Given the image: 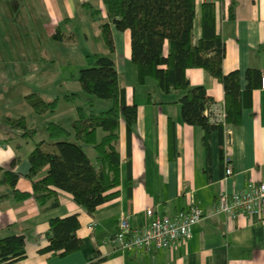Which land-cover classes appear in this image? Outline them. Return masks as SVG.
<instances>
[{"label":"crops","instance_id":"1","mask_svg":"<svg viewBox=\"0 0 264 264\" xmlns=\"http://www.w3.org/2000/svg\"><path fill=\"white\" fill-rule=\"evenodd\" d=\"M208 1L215 2L217 31L226 43L224 71L238 70L242 89L249 67L262 72V84L253 89L250 103L244 105L241 122L228 124L224 130L213 129L205 144L203 127L182 117L179 98L185 91H164L151 76L141 83L131 59L130 29H118L112 22L113 57L120 83L127 102L138 105L137 120L131 128L120 119L119 193L92 212L76 202L69 191L59 188L56 205H41L33 195L23 200L9 195L0 200V238L23 234L26 249L25 257L0 264H264V218H233L216 210L221 192L239 189L249 180L264 179V0H196L195 41L202 35L203 3ZM107 19L104 0H0V180L5 170H14L21 173L16 186L32 191L33 182L26 175L31 168L29 155L41 140L45 148H50L47 143L52 141L51 137L38 139L37 131L30 127V117L26 129L4 121L5 116L25 115L10 111L7 105L25 102L31 93L10 86L17 94L13 99L5 98L2 84L13 80L9 65L25 72L31 58L51 57L61 51L88 59L94 52L106 53L102 23ZM78 73L65 77L68 90L82 91L81 83L73 77ZM187 76L192 85L203 84L215 102L226 103L223 83L209 71L189 67ZM102 104L107 108L110 102ZM85 148L95 156L90 145ZM228 159L233 166L229 175ZM46 172L47 166L38 177ZM11 189L8 182L0 183V195ZM191 193H195L204 217L194 224L186 242L137 253L109 240L121 216H126L131 226H138L151 220L149 206L158 213H173L188 205ZM71 213H78L80 220L79 249L65 255L42 251L49 242L51 218Z\"/></svg>","mask_w":264,"mask_h":264},{"label":"trees","instance_id":"2","mask_svg":"<svg viewBox=\"0 0 264 264\" xmlns=\"http://www.w3.org/2000/svg\"><path fill=\"white\" fill-rule=\"evenodd\" d=\"M104 2L108 19L102 23V36L109 52L90 54L92 64L82 67L77 75H73L87 95L84 104L77 105V116L70 127L55 121L48 123L52 141L47 145L50 148H45V142L41 140L31 151V168L26 175L33 182V190L19 189L16 183L21 173L7 169L0 183L8 182L12 189L0 195V200L9 195L17 200L33 195L41 205L48 202L56 205L59 203V188L69 191L76 202L92 212L119 193L116 188L121 183V155L117 146L120 119L124 118L131 128L137 120L138 105L127 102L125 87L120 83L113 57L112 22L118 29H130L131 59L137 66L141 83L151 76L164 91H185L179 98L182 117L190 124L203 127V140L207 145L211 131L215 128L224 130L225 126L212 122L205 113L214 100L203 84H191L187 69L202 67L223 83L227 124L241 122L244 105L250 103L253 89L262 84V72L258 67L247 69L244 89L241 88L238 70L224 71L226 43L223 35L217 31L214 1L203 3L202 35L198 41L194 38L196 0ZM71 94L77 96V92ZM25 98L39 114L54 111L59 99L58 96L44 99L37 91L27 94ZM97 99L108 101L110 105L99 110L96 108ZM3 119L12 127L27 128L25 115L5 116ZM85 145L94 149V157L90 156ZM46 166V174L38 177ZM79 226L78 213L51 218L47 231L49 242L41 250L65 255L79 249L82 243L77 234ZM25 256L23 234L0 238V262L7 263Z\"/></svg>","mask_w":264,"mask_h":264},{"label":"built area","instance_id":"3","mask_svg":"<svg viewBox=\"0 0 264 264\" xmlns=\"http://www.w3.org/2000/svg\"><path fill=\"white\" fill-rule=\"evenodd\" d=\"M205 113L212 122L222 123L225 127L228 125L225 103L214 101ZM226 173H233L229 159ZM216 210L233 218L238 215L264 218V179L249 180L239 189L221 192L217 198ZM147 213L152 216L151 220L138 226H131L128 218L121 216L118 229L109 235V240L122 249L148 253L186 242L192 236L194 224L204 217L195 193L190 194L189 203L183 209L173 213H158L154 206H149Z\"/></svg>","mask_w":264,"mask_h":264},{"label":"rangeland","instance_id":"4","mask_svg":"<svg viewBox=\"0 0 264 264\" xmlns=\"http://www.w3.org/2000/svg\"><path fill=\"white\" fill-rule=\"evenodd\" d=\"M104 46L106 45L104 44ZM105 52L108 53V49H106ZM54 54L57 55L46 58L41 57L38 60L30 57L31 60L29 63L25 64L28 68V71L25 72L19 71L14 64L9 65V78L11 80L13 79L11 81L12 83L10 84V82H8L2 84L3 89L6 91L5 98L7 100H9V98L13 99V94H17V91L14 92V89L10 90V86H13L18 91L21 89L24 93L37 91L47 100L53 99L56 96L59 97L55 110H49L45 114L35 112L31 102L27 99L25 102L10 103L11 106H9V104L7 105L10 111H21L26 117L31 118L30 127L37 131L38 139L44 137L50 139L47 131V125L50 121H55L64 126L70 127L77 114V105L84 104L86 100V94L84 91L68 90L67 83L64 82H66V76L78 72L82 67L92 64V58L88 59L87 57L74 56L73 52L70 51H61ZM47 70L50 71L49 74L46 72ZM48 75H50V78H47ZM20 81L25 84L24 88L22 87V84V86H20ZM14 82H18L16 83L18 86H16ZM27 85L31 86V88L26 87ZM72 92H77V96L74 97L71 94ZM67 95L70 97H67ZM97 100L99 102L96 103V108L99 110L105 109L102 102L106 101L103 99Z\"/></svg>","mask_w":264,"mask_h":264}]
</instances>
